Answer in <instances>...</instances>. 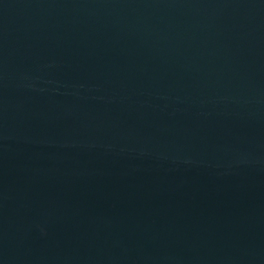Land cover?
I'll use <instances>...</instances> for the list:
<instances>
[{"label":"water","instance_id":"water-1","mask_svg":"<svg viewBox=\"0 0 264 264\" xmlns=\"http://www.w3.org/2000/svg\"><path fill=\"white\" fill-rule=\"evenodd\" d=\"M0 264H264V0H0Z\"/></svg>","mask_w":264,"mask_h":264}]
</instances>
